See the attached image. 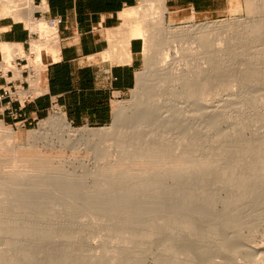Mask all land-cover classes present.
Segmentation results:
<instances>
[{"label": "rangeland", "instance_id": "obj_1", "mask_svg": "<svg viewBox=\"0 0 264 264\" xmlns=\"http://www.w3.org/2000/svg\"><path fill=\"white\" fill-rule=\"evenodd\" d=\"M251 1L252 6L250 7L248 0H214L213 8L209 10L210 12L208 14H197L196 18L187 21H170L167 19L166 15V24L168 28L194 30V28L200 29L206 28L207 26V28H209L210 26L218 30V32L210 33L209 36L207 33L206 35L197 34V37L201 38L189 44L191 52L197 53V131L198 133L199 131H206V133L200 132L197 134L198 149L206 148L207 141L213 139L215 136L208 132L210 127L207 129L209 126L208 124L212 125V123H217V121H213V119L211 120V118H209V113L214 112L226 117L232 116L231 118L233 121L236 119L241 122L243 120V122H250L249 126L255 131L264 124V116H261L264 110V0ZM1 7L2 5H0V17L10 16L16 19L14 16L5 15L7 14L5 8ZM140 8L141 10L143 8V2L141 0L136 10H140ZM248 20H252V22L249 23ZM17 21L25 22L28 29H30L25 20ZM131 21H134V18ZM239 21H243V23ZM252 23L259 26L260 24L262 25L257 33L251 34L246 32L250 30V26H256ZM124 30L126 31V29ZM50 35L52 34H46L44 36L41 33V38H44V40L41 39L37 42L50 41L53 39ZM33 41L31 42V47ZM182 46L187 45L178 42L173 43L172 49L170 47L171 50L168 49L166 51V55H169V58H171H168L170 61H173L179 56L178 52H180ZM220 46L222 47L221 50ZM3 47L4 46H2V49L4 50ZM44 49H46V47L42 48L44 52H41L43 56L41 55L40 58L35 53H33L34 55L32 57L26 53L27 56L23 58L29 60V66L32 67L35 72L38 71L37 74L39 73L40 76L41 62L38 63L40 67L37 66L36 62L41 61L42 58L43 64L46 67L47 59H56L57 57V53H51L47 49ZM150 55L148 50L143 53V66L139 73V79L140 76L149 72L148 58ZM14 60L15 57L9 56L7 53L5 58L7 64L5 71L7 72L9 69H14L17 75L20 76L21 71L12 66ZM184 63L185 62H181V64ZM178 64H175L174 67L178 66ZM33 84L35 87L38 86L37 81H33ZM138 87L132 91L127 99L115 104V117L110 124L98 127L80 128L71 125L72 128L76 131L85 129L113 131L118 126V112L123 111V109H128L131 114L135 113L132 108L136 102L135 95L139 89ZM253 111L255 112L253 113ZM257 111H259L258 114L261 117L255 114ZM250 113H253V115H250ZM59 114L63 115L61 111L53 109L45 119L32 122L30 125L15 124L16 122L6 121L0 116V122L9 131V133L6 134L2 131L3 129L0 128V191L4 189V193L0 192V203L2 207H0V215L3 216L0 220L2 219L4 222H20L23 224L26 218L29 217V214H41V264H94V259H96L94 257L100 258L101 262L98 260L96 261L100 264H107L108 262V264H112L113 262L121 264V261L126 257L127 259L129 258L128 262L130 261L132 264H156L157 256L168 249L175 238H173L169 231H164L154 237L151 253L149 255L144 257L143 254L139 252V250H141L139 248L146 240L145 237H149L165 224L167 213H169L170 210L169 207L176 205L178 208H182L183 204H190L187 202L193 201L196 203L194 197L197 198L196 201L201 202V194L203 193V200L204 197H206L204 196L206 195L204 191L212 196V198L207 197L208 200L210 198L212 200L218 199L222 195V197L226 196V193H223V188H225L224 179H222L223 181L221 179L218 181L222 186H219V183H217L218 186L217 184L214 185L216 187L205 184L209 186L203 185L204 187L202 190L204 189V191L199 193L201 191L200 187L202 186L200 184L202 182L205 183L206 177L209 175L208 173H211L212 169L215 170V168L218 167L217 163H214L215 168L212 167L213 165L210 166L212 168L208 166L209 163L213 164L211 163L213 162L211 159L215 158L219 152L222 153V151L218 149H213L209 155L211 162L209 160V162H205V166L206 164L208 166V168L206 166L207 174L203 173L198 178L192 177L194 181L196 178L197 181L200 180L199 183L202 180L198 185L199 188H197L200 191L196 192L198 191L196 190L194 192L196 196H193L195 194L192 193V195H184V198L173 201L176 197L178 198L181 196V193L185 194L187 186L185 187L184 184H182L180 186L161 187L162 189L160 188V192L159 188H157L156 191L153 190L155 188H151L150 191V188L148 189L145 187L147 186L145 181L150 183L154 180V176L155 178L157 176L159 177V175L165 173L163 171L167 170V168L169 169L170 166L165 164V167L164 163L163 165L162 163H158L159 165L156 167L157 164L150 163L147 160L125 155L123 149L117 146L115 140L109 142V146L111 147L108 148L105 153L102 152L103 144H98L89 149L85 146H78L76 148H65L61 151L59 147H56V149L51 148L52 146L50 147L49 144L51 142L46 143L42 141L41 145L34 150L22 148V146L28 145L31 132L40 129L44 121ZM246 114L250 115L248 117L250 118L249 120ZM254 116L258 118L256 119ZM252 117L254 119H252ZM210 120L212 123L209 122ZM232 123L233 122H230V124ZM229 126L230 125L223 124L220 128L226 132V135L231 134L236 136L234 133L237 132V129L233 126ZM220 128L219 130H221ZM207 132L210 134L209 136ZM200 134L203 136L207 134L206 138L204 137L205 140H203L204 138L200 136ZM251 135L250 132L247 133L246 138L251 137ZM199 137L203 139L198 141ZM10 142L15 147L17 146V153L11 154L8 152V144ZM122 154H124V156ZM162 166L164 168H162ZM207 170L210 171L207 172ZM155 172L156 174L154 175ZM151 177H153L152 180H150ZM188 178H190V183L194 182H191V177ZM186 179L187 178H185L184 181H186ZM7 181L8 183H5ZM3 182L5 184H3ZM187 182L188 179L186 185ZM3 185L6 186L3 187ZM8 185L10 187H8ZM14 189L16 191H37L34 192V195L41 198V202H35L33 205L26 204L27 207L30 206V208H24L23 205V209H18L20 203H16V201L13 203L14 196L11 195ZM7 197L10 201L12 200V203ZM191 197L193 200H191ZM187 198H190V201H187ZM186 205L184 207H186ZM193 205H196L195 208H198L197 210L200 211L195 210L192 206L193 209L191 210V214L189 213V216L186 215L185 220L187 221L189 217L188 220H190L192 224L188 221L190 224L183 227V231L177 234V238L174 239L176 240L175 245H178L179 256L175 260L173 258L176 256L173 258L171 257L169 259L170 264L173 263V261L183 262V264H231L232 260L242 261L244 264H252L250 255H248L244 249L233 248L238 247L241 241L243 247V242L246 241L251 244L254 250H264V217H262L263 212L261 209L255 204L238 210V212H236L238 214L236 221L231 223L227 221L229 225L225 222V218H220V216L223 217V214H220L218 218L215 217L213 219L212 217L207 220L205 218L206 215L203 216L201 214L200 205L198 203ZM158 208L161 209L158 210ZM153 211L155 212L153 213ZM222 211L224 210L219 208L216 213H222ZM182 214L180 213L179 218H182ZM195 214L200 220L201 215L208 223L207 225H198L196 234H193L194 236L192 239L188 229L191 228L197 220ZM36 215H32L29 219H33L34 216V220H37L38 218H36ZM9 216H12V218ZM127 220L134 222L131 223ZM124 221L129 223L128 227H126V225L124 228ZM127 222L125 223L127 224ZM20 223L19 225L21 226ZM13 226H16L15 223ZM226 226L230 227L227 228L229 232L224 230ZM212 234L215 236V239L217 238L216 240H219L218 242L214 238H211ZM15 237L16 236H14V238ZM132 237H134L133 243L137 244L135 247H133L134 244L131 245L133 248L130 249L136 250L135 253L132 251V257L138 258H135L136 260L129 256L131 250L129 252L125 251V253H122L124 250L121 251V249H124L123 245L126 244L125 241L127 242L129 238L133 239ZM229 237H232L235 243L231 242L232 239L227 241ZM17 238L19 240L22 239L16 237L15 241L14 239L12 241L16 243ZM135 239H137V242ZM194 241L197 242V246L194 244ZM17 242L22 243L20 241ZM230 242L231 244L233 243V246L228 251L224 252L222 249L223 244L226 243V245H231ZM2 244L3 243H0V249L7 248L5 244ZM15 247L18 248L20 246L18 244ZM136 247L138 249H135ZM117 251H121L123 255L119 257V255L116 254ZM114 253L118 257L116 255L113 256ZM117 253L121 254L120 252ZM136 253H140L139 255L143 258L137 256ZM65 256H67L68 259ZM121 256L123 257L121 258ZM117 259L122 260L119 261ZM125 261L127 262V260ZM130 262L128 264H130Z\"/></svg>", "mask_w": 264, "mask_h": 264}, {"label": "bare ground", "instance_id": "obj_2", "mask_svg": "<svg viewBox=\"0 0 264 264\" xmlns=\"http://www.w3.org/2000/svg\"><path fill=\"white\" fill-rule=\"evenodd\" d=\"M141 1L143 2L142 10L141 8L140 10L138 9L139 11L134 9L127 12L123 16L124 23L126 24V27H128L129 31H131L132 37L145 39L146 50L149 51V55L151 53L148 58L149 72H147L148 74L145 73L144 75L140 76V79L138 80L139 87H137L139 89L135 95L136 102L134 103L133 108L131 107L135 113L131 114L130 111H128V109L126 108V110L123 109V111H120L121 113L118 112V126L110 132L109 130L107 131L89 129L76 131L72 128L66 117L59 114L47 121H44L40 129L31 132L28 145L22 146V148L34 150L38 148L39 145H41L42 141H45L46 143L51 142L49 143L50 147L52 146L51 148L56 149V147H59V150L61 151H63L62 149L69 147L76 148L78 146H85L87 149H89L98 144H103L104 146L102 148V152L105 153L107 149L111 147L109 146V142L115 140V143L117 144V146L123 149L125 155L147 160L150 163L157 164L156 167H158V163H162V165L164 163V166L165 164H168V166H170L169 169L167 168V170L163 171L165 173L159 171L160 173H162L160 174L161 177L160 175L159 177L157 176L158 178H155V176L154 178L151 177L150 180H152V178L154 180H152L150 183H148V181H145L147 183V186L145 187H147L148 189L150 188V191L151 188H155L153 189L155 191L157 188H159L160 192L161 187H171L175 185L180 186L182 184H184L185 187L187 186V191L185 192V194L181 193L182 195L178 198L176 197V199L173 201L184 198V195H192V193L195 194L194 192L198 190L197 188H199L198 185L202 182L201 180V182L199 183L200 180L198 179L199 181H197V178L203 173L207 174V164L205 166V162L210 161L209 155L211 154L213 149L221 150L222 153L218 151V157L216 156L215 158L211 159L213 162H210L213 164L209 163L208 165L209 168H212L215 165L214 163H217L218 167H214L216 171L212 169L213 172L211 171V173H208L209 175L206 177L207 179H204L205 183L202 182L200 184L202 185L200 187L201 191L198 190L196 192H203L204 189L202 190V188L204 186L213 185V187H216L214 185L219 183L218 181H220V179H224L225 185H223L225 186V188H222L224 191L223 193H226V196L224 195L225 197H222V193L221 197L212 200V196L210 194H207L208 192L204 191V194L206 193V195L204 196L206 197H204L203 200L202 193V199L200 198L201 202L199 201L200 203L196 201L197 198L194 197V201L196 203L190 201V198H187V201H190L187 203L190 204H185L186 207H184V204L182 205L183 207L181 206L182 208H178L176 205L169 207L171 211L169 210V213H167L168 215L166 216L165 224L160 228L157 227L159 228V230L155 231L149 237H145L146 240L141 244V247L139 246V249H141L139 250V252H141L145 257L151 253L154 237L157 234H161L164 231H169L173 238L175 237L174 239H176L177 234L183 231V227L191 223V221L188 220L189 217L187 221L185 219L186 215L189 216V213L191 214V210L193 209L192 206L195 210L198 209H196V205L193 204L198 203L200 205L202 211V213H200L203 216L206 215L205 218L207 220H209L208 218L211 219L212 217L213 219L215 217L218 218L220 214H223V217L220 216V218H225L224 220L226 223H228L227 221L231 223L233 221H236L238 217V214L236 212H238V210L246 208L251 204H255L257 207H259L263 212L262 217H264V124L257 131H255L252 130V128L249 126L250 122H243V118L242 122L236 120L235 118V121H233V119L231 118L232 116L226 117L218 115L214 112L209 113V118H211V120L213 119V121H217V123L213 124L210 120L209 122L212 123V125L208 124L209 126L207 127V129L210 127L208 132L210 134H214L215 136L212 135L214 136L213 139H209L208 141L206 140L208 142L206 148L198 149L197 134H199L200 132L206 133V131H199V133L197 131V53L191 52V47L189 44L197 41L198 38H201L197 37V34L206 35L207 33L209 36L210 33H214L216 31L218 32V30L216 28H211L210 26L209 28H207L208 26H205L206 28L200 29L194 28V30L180 28L172 29L171 27L168 28L166 24L167 20L165 13L166 0ZM248 3L251 7L252 1L248 0ZM0 5L5 8V12L7 13L5 15L14 16L17 20H25L33 33H42V35L44 36L46 34H52L50 36H52L53 39H51L50 41L37 42L41 39L44 40V38H41L40 40H32V55H34L33 53H35L40 58L43 54L41 52H44L42 51L43 47H46V49L51 53H58V37H55V32L53 31V29H50L44 21L36 22L34 20V14L38 9L34 4V0H0ZM46 5L47 4L44 3L42 9H46ZM133 18L134 21H131ZM239 22L243 23V21ZM248 22L250 23L252 22V20H248ZM261 26V24L260 26H250V30H247L246 32L251 34L257 33ZM177 42L187 46H182L180 52H178L179 50L177 51L179 56H177V58H175L173 61H170L169 59L171 58H169V55H166V51L168 49L171 50L173 43ZM3 48V51L5 53H8L9 56H12L14 54L20 56L19 58H25L27 56L21 46L5 45ZM221 49L222 47L220 48V50ZM17 56L15 57V59L17 58ZM40 62L41 67L38 64ZM181 62L185 63L181 64ZM4 63L6 64L5 59ZM36 63L37 66L41 68V76L38 73L36 81H39V77H41L42 81L46 74L47 66H44L42 58L41 61H37ZM175 64H178V66L174 67ZM3 70L5 71V69ZM254 112L255 111H253V113ZM258 112L259 111H257V113L255 114H257L259 117H261L262 115L264 116V110L263 113L260 111L262 113L261 116L258 114ZM253 113H250V115H253ZM250 115H247V118ZM254 117L256 118V116ZM249 119L250 118H248V120ZM252 119L254 118L252 117ZM230 122L233 123L230 124ZM223 124L230 125L229 127L233 126L234 128H236L237 132L234 133L236 136L231 134L226 135V132L222 128H220L223 126ZM0 128L3 129L2 131H4V133H9L7 128L1 122ZM219 128L221 130H219ZM208 132L207 134L209 136L210 134ZM249 132L252 135L251 137L246 138V134ZM207 134H205V136L200 134V136L206 138ZM203 138L199 137L198 141H201ZM205 138L203 140H205ZM16 147L10 142L8 144V152L11 154L17 153L18 150ZM124 154L122 155L124 156ZM162 168L164 167L162 166ZM208 171L210 170H207V172ZM155 174L156 172L154 173V175ZM188 177H191V182L194 181L192 177L197 178L193 183H190V178ZM185 178L188 179L189 185L188 182L186 185L187 179L186 181H184ZM5 183H8V181ZM5 183L3 182V184ZM220 185L222 186V184L219 183V186ZM5 186L3 185V187ZM8 187L10 186L8 185ZM3 191L1 190L0 192L4 193ZM34 192L33 190L16 191L14 189V191L11 193V195L14 196L13 203H15L14 201H16V203L19 202L21 207L18 205L17 206L18 209H21L23 205V207L25 208L29 204L33 205L35 202H41V198L35 196ZM193 196H196V194ZM207 197H211V200H208ZM191 200H193V198ZM27 208H30V206H28ZM219 208H222V210L224 211H222V213H216ZM160 209L158 208V210ZM154 212L155 211H153V213ZM180 213H183V216H181L182 218H179ZM36 214L32 215H36V218H38L37 220H34V216L33 219H29V217L32 216L31 214H29V217L26 218L27 221H22L23 224H21L20 222H17V224L14 221L4 222L2 221V219L0 220V243H3L7 246V248L0 249V264H41V214ZM12 216L9 217L12 218ZM2 217L3 216L0 215V218ZM200 217L201 220L198 219L196 215V218L199 221L196 220L197 223L195 222L191 226V228L188 229L192 239L194 236L193 234H196L197 226L203 224L207 225L208 223L205 221L206 219H204L201 215ZM127 221H124V228L126 225V227L129 226L128 222L130 220L128 222ZM188 221H190V223ZM13 222L16 226H13ZM125 222H127V224ZM130 222L133 223L134 221ZM19 223L21 224V226L19 225ZM227 228L230 227L226 226L224 228L226 232L228 231ZM213 234L216 236L214 232ZM213 234L211 235V238L215 237ZM14 236L19 237L20 239L22 238L21 240L17 238V241H20L22 243H18L17 241L16 243L13 242L12 240L14 239L15 241L16 238H14ZM132 238L133 239L129 238L127 242L125 241L126 244L123 245L124 249H121V251L124 250L122 251V253H125V251L129 252L133 247H135L137 243H133L134 237ZM174 239L169 248L166 249L162 254L157 256L156 264H170L169 259L171 257L173 258L174 256L176 257L173 259H177V257L179 256V250L178 245H175L176 240ZM231 239L233 240L232 237H229V240L227 239V241H230ZM232 240L231 242H234V240ZM135 241L137 242V239H135ZM216 241L218 242L219 240ZM241 242L240 244L237 243L238 247L233 248L244 249V251H246V253L250 255L252 264H264V250H254L251 247V244L246 241L243 242V247L241 245ZM17 243L20 246L18 248L15 247L16 245H18ZM196 243L197 242L194 241L195 245ZM131 245H133V247ZM232 246L233 243L231 245H226L225 243L223 244L222 249L224 250V252H226ZM135 249L138 248L136 247ZM121 251L117 252L121 253ZM132 251L135 253L136 250H131L129 255L131 257L133 256ZM117 252L116 254L119 255V257L120 255H123L122 253L119 254ZM116 254L114 253L113 256H115ZM139 254H137V256H141ZM65 257L67 258V256ZM122 257L123 256H121V258ZM94 258H96L94 259V264L97 263V260L101 262L100 258ZM135 258L136 257H132V259ZM128 259L127 257L123 259L124 263L122 259L120 260H122L121 262L123 264H128L130 262H128ZM125 260H127V262ZM99 262L97 264H100ZM116 263L117 262H113L112 264ZM130 264H132V262H130ZM171 264H183V262L173 261V263ZM231 264L244 263H242V261L232 260Z\"/></svg>", "mask_w": 264, "mask_h": 264}, {"label": "crops", "instance_id": "obj_3", "mask_svg": "<svg viewBox=\"0 0 264 264\" xmlns=\"http://www.w3.org/2000/svg\"><path fill=\"white\" fill-rule=\"evenodd\" d=\"M213 1L166 0L167 19L187 21L197 14H208ZM46 4L44 16L62 21L57 57L47 59L46 74L37 81L35 100L17 117L3 112L4 102L0 104V116L15 124L30 125L57 109L77 128L110 124L115 117V104L137 88L143 66L146 42L132 37L123 19L139 6L140 0H47ZM29 43L25 22L0 17V46L18 44L26 54ZM2 46L4 55L0 54V61L7 56ZM6 65L0 64V69ZM15 72L9 69L5 77L0 74V92L11 79L14 85L19 84ZM12 108L18 110V105Z\"/></svg>", "mask_w": 264, "mask_h": 264}, {"label": "built area", "instance_id": "obj_4", "mask_svg": "<svg viewBox=\"0 0 264 264\" xmlns=\"http://www.w3.org/2000/svg\"><path fill=\"white\" fill-rule=\"evenodd\" d=\"M47 0H34L35 6L38 8L34 14V20L36 22L44 21L46 25L53 29L55 32V37H58V28L61 24V19L59 17H51L46 18L45 9H42L44 3ZM30 33V43L28 46V55L32 57L31 53V41L32 40H40L41 34L40 33H33L30 29H28ZM18 45V44H16ZM0 54L4 55L3 52L0 50ZM4 63V57L0 61V64ZM23 65H22V64ZM12 65L17 70L21 71L20 76H16L15 81H19L18 85H14V80L11 79L6 86L3 87L2 91L0 92V104H3L2 110L3 112L8 113L10 116L17 117L19 113H21L28 104L32 103L36 96H37V88L34 86L33 81L37 80V72L29 66V60L17 57L15 61L12 62ZM15 72L14 69H10ZM8 72V71H7ZM3 69H0V74L5 77L7 75ZM16 73V72H15ZM23 74H25V79L23 80ZM42 88H39V90ZM14 104L18 105V110H14L12 106Z\"/></svg>", "mask_w": 264, "mask_h": 264}]
</instances>
